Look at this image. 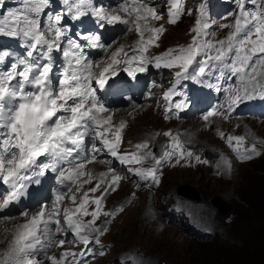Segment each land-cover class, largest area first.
I'll use <instances>...</instances> for the list:
<instances>
[{
    "label": "snow or ice",
    "instance_id": "6c2138e0",
    "mask_svg": "<svg viewBox=\"0 0 264 264\" xmlns=\"http://www.w3.org/2000/svg\"><path fill=\"white\" fill-rule=\"evenodd\" d=\"M48 2L49 0H29L24 10H16L0 18V35L13 37L22 35L26 39H31V50L27 52L29 58L33 57L38 47L46 46L47 53L44 55L50 60V53L61 48L60 41L65 35V31L59 26L62 16H55L54 23L50 24L46 31H42L39 21L30 15L33 12H41ZM88 3L90 0H75L69 10L74 8L76 16L79 17L84 14L81 9ZM169 3L172 6L169 9V23L175 24L181 13V0H169ZM238 3L240 12L236 16L234 25H224V27H232L234 30L225 39L215 43L209 40L199 43L202 36L206 35L203 30L209 27L207 23H202L206 15L202 6L200 17L193 29L196 35L192 37V43L187 48L170 49L165 55L171 58L163 64L166 68L178 67L180 71L176 73L177 77L182 75L187 77L189 69L193 65H197L198 67L193 69L194 74L191 76V79L195 80L203 75L210 66H213L214 61L227 64L230 60L231 63L227 66L239 79V84L234 89H229L228 104L230 109L249 100L264 99V3L257 4V0H251L255 9L253 11L245 8V0H238ZM132 5L135 6H130L128 0H125V3L121 5L120 11L125 16L112 14L102 7L95 8L93 11L101 21H106L109 24L123 23L135 26V30L140 36V40L137 42L138 50L141 53L139 61L144 64L147 62V57L143 53H146L148 47L154 44L164 28L162 26L149 27V19L161 18L157 15L155 8L143 4V0H132ZM133 14L134 19L127 18ZM145 31L152 34L147 40L144 38ZM49 34L51 35L49 36ZM84 39L94 47H102L99 44V36L89 35ZM80 47L78 43L69 41V47L63 50L64 57L68 59V67L64 69L55 86L52 82L53 65L51 62L41 64L35 60H20L18 64L12 63L10 70L0 74V182L9 186L6 195L0 191V196L3 197L0 211L19 201L24 194V181L30 180L33 175H43L48 169L57 171L59 162L68 161L71 163L69 158L78 159L79 150L92 125L99 128L102 125L111 124V116L104 120L100 118V114L108 110L97 98V89L92 86L93 64L91 62L82 63ZM213 49L215 54H212ZM122 51V47L117 49L113 53L111 63L99 72L95 83L101 89L109 82V76L106 74L116 75L114 65L120 63L116 57ZM174 51H178L179 54L172 56ZM201 54L204 59L197 60ZM125 55L127 54L125 53ZM136 59L137 57L133 56L126 62L131 64ZM162 59L163 57L155 58L156 67L161 66ZM125 71L129 76L135 77L137 71L143 72L145 68L138 67L132 70L125 69ZM26 85H31L34 90L26 91ZM172 95V90L164 94L165 99H170ZM182 106V103L176 104L177 108ZM215 114V111L209 112L204 119L207 120L208 116ZM124 127L125 123L121 122L115 132V142L103 138V132H96V136L101 138L103 145L109 149L112 156L118 155L116 148L121 141V130ZM108 130V127L104 128L105 132ZM166 135H170V133H166ZM232 139L229 137L230 142ZM235 139L239 141L243 138L236 137ZM136 147L137 149L147 148V143L139 144ZM92 148L93 151H99L95 144L92 145ZM170 155L171 153H165V156ZM180 155L183 156L185 153L181 151ZM187 155L191 156L192 153L188 152ZM147 156H151V153H147L146 156L137 153L125 154L120 159L123 163L139 164ZM42 157L49 158L50 162H40ZM90 162H79L66 170L59 169V183L71 182L74 181V178L78 179L82 176L87 177L82 184L91 183L94 179L92 173L84 171L86 163ZM160 163V159L155 160L156 165ZM36 169H39V173H36ZM133 171L145 177H152L156 183H159V180L156 179L155 167L136 168ZM100 175L104 177L106 174L101 173ZM120 179L119 175H113L109 187L105 188L104 192L107 193L110 189L114 191L113 186L117 185ZM102 183L103 180L88 191L95 193ZM80 187H77L76 190L80 191ZM65 198L64 194L57 193L50 211H46L47 205H44L25 223L16 226L7 247L0 251V264H42L40 260L36 259V254L43 248L51 246V244L45 245L43 238L52 233V225H56L57 231L60 230L59 203ZM70 199L76 207L63 209V221L75 233L78 240L87 247L92 240L88 234L84 233L95 231L103 235L107 229L96 228V220L101 214L114 216L115 213H101L102 197L95 198L93 202L97 205V209L89 212L87 210L90 200L88 192L83 194L79 204H76L77 197L75 195ZM117 211H122V209ZM21 215L27 217L29 214L23 212ZM83 216H91L92 219L83 221ZM94 242L100 243L98 236L95 237ZM63 244L64 241L61 240L59 246H63ZM88 252H91L90 248ZM84 254L81 252L80 256L83 257ZM69 255L75 257L76 254L66 251L59 258L50 256L48 259L51 264H65Z\"/></svg>",
    "mask_w": 264,
    "mask_h": 264
},
{
    "label": "rangeland",
    "instance_id": "374dc122",
    "mask_svg": "<svg viewBox=\"0 0 264 264\" xmlns=\"http://www.w3.org/2000/svg\"><path fill=\"white\" fill-rule=\"evenodd\" d=\"M218 1L208 0L205 2L212 9L209 14L213 29L212 39L230 31L232 27H224V25L231 26L235 19L232 9L224 16L213 15L217 4L221 8L225 4H229L231 0ZM143 4L155 8L157 15L161 17L160 19H149L148 24H152L156 28L161 26L164 28V31L159 34V38L151 45V51L159 52L166 47L186 46L188 43H192V37L196 35L193 29L196 27L197 17L194 9H189L187 0H181V13L175 24L169 23V9L172 7L169 0H164L165 7L158 0H144ZM119 12L121 16H125L120 9ZM127 18L134 19L135 16L133 14V16ZM141 23L143 24V22ZM118 31V35L109 38L111 43L106 52L103 53L104 55L101 54L95 57L94 62L104 63V59L108 57L109 52L112 53L121 47L124 48L122 54L127 51V56H129L131 48L138 46L137 42L140 40V36L133 24H123ZM146 32L144 33L147 34ZM105 36H103V39L107 40L108 37ZM105 44H107L106 41ZM53 53L55 52L53 51ZM150 59L151 63L155 64L153 58ZM50 62H52V59H50ZM178 71H180L178 67L161 69V77L164 78L167 89L169 87L171 89L178 87L184 89L183 81L186 76L177 77L176 73ZM153 73L154 70L149 69L147 74L151 76ZM119 77L123 80L126 79L121 75ZM222 94L224 93H221L220 97H222ZM227 99L225 103L229 106ZM152 103L141 105L133 103L124 107L116 106L108 112V114L113 113L117 117L120 114L134 110L132 113L133 120L125 119L123 121L126 124L124 137L127 143L148 139V142L151 141V144H153L157 134L160 133L158 129L166 127V129L171 130L173 128H183V132L191 142V147L201 149L205 147L209 150L220 151L225 147L222 145L219 136H217V131L226 129V133H249V140L260 144L261 153L247 162L238 164L234 163L233 160L222 161V167L218 164L207 166L202 161L198 162V168L166 166L163 168L162 183L160 181L154 192H148L141 187L135 188V182L130 176V167L127 166L126 170L121 166L126 174L119 180V184L114 191L110 189L107 193H104V206L101 213L117 212L120 203L125 198L130 194L132 198L127 202L123 211L116 214L113 221L107 226V231L102 236H98L100 241L108 243L106 253L94 256L89 260V264H105L107 261L110 263L109 261L128 248H135L129 250V257L134 264H196L195 261L200 255L213 256L216 253L209 246V243H213L211 242L213 238L219 236L228 240H233L234 237L237 239V235L242 233V230L257 218L256 211L248 198L257 187L264 185V121L255 120V118L243 115L239 111L235 113L232 120H222L215 117L213 121L206 122L203 121L200 115L185 120H165L160 111V102L155 99L152 100ZM229 112H233V109ZM244 152L246 156L252 155L251 144L246 146ZM95 166L105 167L100 161L92 160L88 163L86 171L91 172L94 179L91 183L82 184L83 180L87 179L86 176H83L81 180L82 188L79 184L74 187L77 193L88 192L95 195L103 190L104 183L95 193L88 191L90 188L96 187L98 181L96 178L98 173L101 172ZM110 175H116L115 170ZM77 187H80V191L76 190ZM183 187L195 190L201 200L186 198L187 195L180 192ZM215 194H219L221 198L229 202L232 209L225 214H220L218 209L209 202V198ZM170 202H178L185 211H191L193 217L200 222L197 231L201 228L208 229L212 233L211 238L200 240L191 237L187 230V221L183 227L170 223V216H168ZM100 216L95 225L98 223ZM14 217L0 216L1 233H6L8 223ZM86 217L92 219L91 216ZM194 223V221L191 222V224ZM95 237L97 235L94 236V239ZM94 239L92 242H94ZM5 241L6 238L4 240L0 237V251L5 248L2 246ZM92 242L86 247L77 239L74 245L75 250L66 248L62 253L66 251L75 253V257L71 255L67 257L69 263L74 264L80 255L81 248L85 247L84 251L87 252ZM86 252L84 253L87 254V259L93 255ZM54 254H56L55 251Z\"/></svg>",
    "mask_w": 264,
    "mask_h": 264
},
{
    "label": "trees",
    "instance_id": "16d2710c",
    "mask_svg": "<svg viewBox=\"0 0 264 264\" xmlns=\"http://www.w3.org/2000/svg\"><path fill=\"white\" fill-rule=\"evenodd\" d=\"M248 200L257 218L237 235V239L213 238L209 246L216 253L200 255L196 264H264V185L257 187Z\"/></svg>",
    "mask_w": 264,
    "mask_h": 264
},
{
    "label": "bare ground",
    "instance_id": "6f19581e",
    "mask_svg": "<svg viewBox=\"0 0 264 264\" xmlns=\"http://www.w3.org/2000/svg\"><path fill=\"white\" fill-rule=\"evenodd\" d=\"M120 12H118V14H119ZM95 17H96V15H93V17H92V19L90 20V24H96L95 23ZM142 24V23H141ZM89 33H92V29H88L87 30ZM73 35H74V33H73ZM84 37L85 36H83V37H78V36H75V38H74V40L75 41H77L80 45H83V44H87V42H86V40L84 39ZM68 41V40H67ZM90 48L91 49H94V46H90ZM62 56H64V55H62ZM153 62V61H152ZM137 79V77H133L131 80L133 81V80H136ZM134 109V108H133ZM134 111V110H133ZM133 111L132 112H128V113H124V114H120V116H115V114H113V113H111V114H107V115H109V116H111V118H113V120L114 121H117V122H123L125 119H128V120H133V116H132V113H133ZM99 163V162H98ZM99 164H101V163H99ZM99 166V165H98ZM96 167L95 166V168L97 169V170H101V171H103L104 170V167ZM6 188H8V185H4ZM15 210H16V207L15 206H10L9 208H7V211L8 212H11V216H15L14 218H11L12 220L8 223V230L6 231V233H1L0 232V237L2 238V239H4L5 240V238H6V241H5V243L4 244H2V246H4V247H6V245L9 243V241L11 240V238H12V235H13V233H14V231H15V228H16V226L17 225H19V224H22V223H25L28 219H30L31 218V216L32 215H34V214H36V213H38L39 211H40V209H36V210H33V211H30V212H28V213H31L29 216H27L28 218H24V217H21L22 215L20 214V212H15ZM18 215H21V216H18ZM1 231V230H0ZM8 232V233H7ZM3 247V248H4ZM85 248V247H84ZM3 250V249H2ZM1 250V251H2ZM50 253H52V254H54V251L53 250H51L50 251Z\"/></svg>",
    "mask_w": 264,
    "mask_h": 264
},
{
    "label": "water",
    "instance_id": "95a60500",
    "mask_svg": "<svg viewBox=\"0 0 264 264\" xmlns=\"http://www.w3.org/2000/svg\"><path fill=\"white\" fill-rule=\"evenodd\" d=\"M162 141L163 139L159 141L160 146L163 143ZM180 192L192 198H200L199 194L195 192V190H189L188 187L181 188ZM209 201L218 208L221 214H225L226 212L232 209V205L229 202H226L223 198H221L219 194H215L213 197H210Z\"/></svg>",
    "mask_w": 264,
    "mask_h": 264
},
{
    "label": "clouds",
    "instance_id": "9594fccd",
    "mask_svg": "<svg viewBox=\"0 0 264 264\" xmlns=\"http://www.w3.org/2000/svg\"><path fill=\"white\" fill-rule=\"evenodd\" d=\"M247 162V161H246ZM161 183H162V180H161ZM183 194V193H182ZM190 197V196H189Z\"/></svg>",
    "mask_w": 264,
    "mask_h": 264
}]
</instances>
